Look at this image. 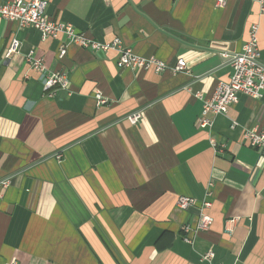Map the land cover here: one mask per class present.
<instances>
[{"label": "crops", "instance_id": "0c3cea01", "mask_svg": "<svg viewBox=\"0 0 264 264\" xmlns=\"http://www.w3.org/2000/svg\"><path fill=\"white\" fill-rule=\"evenodd\" d=\"M46 15L167 68H118L115 51L82 49L64 35L43 41L0 19V181L10 182L0 198V264H264V153L243 140L264 132V93L238 95L227 114L208 115L211 126L197 124L199 97L228 80L223 55L241 51L252 25L264 67L260 4L49 0ZM12 40L19 48L6 60ZM29 54L45 73L64 72L68 87L49 96ZM180 60L187 71L171 72ZM180 197L196 205L183 210ZM201 214L213 223L195 233Z\"/></svg>", "mask_w": 264, "mask_h": 264}, {"label": "built area", "instance_id": "2783aa9c", "mask_svg": "<svg viewBox=\"0 0 264 264\" xmlns=\"http://www.w3.org/2000/svg\"><path fill=\"white\" fill-rule=\"evenodd\" d=\"M49 0H11L5 4H0V19L11 21L18 24L21 28H33L37 30L43 41L64 35L73 44L82 49H88L93 52L115 51L117 53L116 65L122 69L132 70H152L156 73L166 70V65L155 59H143L134 55L129 49L121 47L118 40L112 43H98L77 33L75 29L67 24L51 21L46 15V9ZM258 2L261 7V13H264V4L260 0H251ZM218 5L223 4V0H217ZM19 42L12 40L6 52V60L17 53ZM64 47L60 48L58 58L61 60L65 55ZM231 67L232 74L227 81H219L210 97H199L203 103L198 126L201 129L211 126L207 119L208 115H225L228 109L234 106L238 101V95L251 97L259 100L264 93V67L258 62L257 49V26L252 25L249 29V39L242 47L239 53L233 55H223ZM26 64L44 75L43 88L49 96L53 95L56 89H66L68 79L64 72L45 73L43 62L35 59L32 54L27 55ZM187 67L184 61L177 62L171 72L184 73ZM97 104L105 105L106 101L96 96ZM139 120V114H133L128 118L129 123L135 125ZM236 126L232 124L231 128ZM243 140L250 148L264 153V132L250 129L244 132ZM9 179L0 181V198L4 191L9 187ZM193 199L180 197L177 206L183 210L187 207L195 206ZM203 208L209 207V204H202ZM213 223L212 218L207 214H201L195 233L207 231ZM184 233L191 231L190 227L184 226ZM184 241L189 244L190 239L184 237ZM212 254L206 255L205 259H211Z\"/></svg>", "mask_w": 264, "mask_h": 264}]
</instances>
